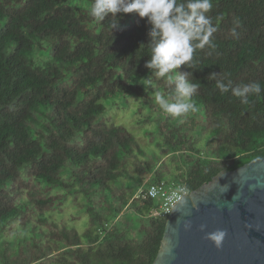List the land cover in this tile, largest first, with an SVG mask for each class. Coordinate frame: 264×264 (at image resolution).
I'll list each match as a JSON object with an SVG mask.
<instances>
[{
    "label": "trees",
    "instance_id": "obj_1",
    "mask_svg": "<svg viewBox=\"0 0 264 264\" xmlns=\"http://www.w3.org/2000/svg\"><path fill=\"white\" fill-rule=\"evenodd\" d=\"M92 2L0 0V264H153L168 216L151 215L157 201L136 197L141 188L192 192L264 157V0H211L215 47L196 48L192 68L173 73L198 85L196 110L181 117L155 102L174 85L145 67L147 18L98 21ZM224 75L262 91L242 103L216 88ZM116 95L149 112V149L111 123L102 100ZM72 202L83 232L56 218Z\"/></svg>",
    "mask_w": 264,
    "mask_h": 264
},
{
    "label": "water",
    "instance_id": "obj_2",
    "mask_svg": "<svg viewBox=\"0 0 264 264\" xmlns=\"http://www.w3.org/2000/svg\"><path fill=\"white\" fill-rule=\"evenodd\" d=\"M218 229L226 232L220 247L207 238ZM153 264H264V157L183 196Z\"/></svg>",
    "mask_w": 264,
    "mask_h": 264
},
{
    "label": "clouds",
    "instance_id": "obj_3",
    "mask_svg": "<svg viewBox=\"0 0 264 264\" xmlns=\"http://www.w3.org/2000/svg\"><path fill=\"white\" fill-rule=\"evenodd\" d=\"M211 7V0H93L89 14L98 21H103L109 15L132 12L138 13L141 18H147L151 25L148 33L151 37L148 43L151 49L150 59L146 61L145 67L153 70L157 79L166 78L174 85L173 97L157 92L155 102L164 113L181 117L196 110L192 97L198 85L188 79L187 72L175 75L173 73L181 65L192 68L191 62L196 48H204L205 45L215 47L210 39L215 29L207 16ZM217 75L219 73H212L210 76L215 78ZM140 83L145 86L146 91L148 86L155 88L150 76L140 78ZM215 86L222 94L231 91L232 95L239 97L245 104L248 103L249 95H258L262 91L258 82L233 86L227 75L217 79ZM190 226L189 221L186 227ZM205 227L201 225V230ZM225 235V230L218 229L207 233V238L220 247Z\"/></svg>",
    "mask_w": 264,
    "mask_h": 264
},
{
    "label": "rangeland",
    "instance_id": "obj_4",
    "mask_svg": "<svg viewBox=\"0 0 264 264\" xmlns=\"http://www.w3.org/2000/svg\"><path fill=\"white\" fill-rule=\"evenodd\" d=\"M102 103L107 107V112L110 117L111 123L124 125L130 132H132L144 149H149V138L145 135L147 131H153L156 127L154 122L145 123L143 120L150 116L147 110L139 112V103L131 100L130 104L125 103L120 95L112 96L102 100ZM138 110V112H137ZM143 121V123L141 122ZM168 180V178H167ZM148 183L146 184V186ZM80 212L78 205L70 203L64 213H57L56 218L61 223H67L70 226L83 232L85 229L86 215L81 213L80 217L77 215ZM129 216V215H128Z\"/></svg>",
    "mask_w": 264,
    "mask_h": 264
},
{
    "label": "built area",
    "instance_id": "obj_5",
    "mask_svg": "<svg viewBox=\"0 0 264 264\" xmlns=\"http://www.w3.org/2000/svg\"><path fill=\"white\" fill-rule=\"evenodd\" d=\"M190 193L185 185L160 181L141 188L136 197L144 196L156 200L157 205L151 209V215L166 217L170 215L182 197Z\"/></svg>",
    "mask_w": 264,
    "mask_h": 264
}]
</instances>
